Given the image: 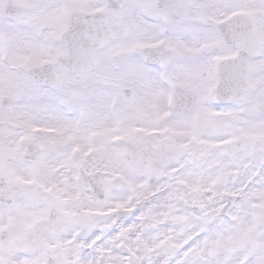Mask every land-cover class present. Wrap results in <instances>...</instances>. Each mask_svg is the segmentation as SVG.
<instances>
[{"label": "snow or ice", "instance_id": "snow-or-ice-1", "mask_svg": "<svg viewBox=\"0 0 264 264\" xmlns=\"http://www.w3.org/2000/svg\"><path fill=\"white\" fill-rule=\"evenodd\" d=\"M0 264H264V0H0Z\"/></svg>", "mask_w": 264, "mask_h": 264}]
</instances>
